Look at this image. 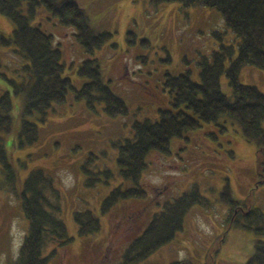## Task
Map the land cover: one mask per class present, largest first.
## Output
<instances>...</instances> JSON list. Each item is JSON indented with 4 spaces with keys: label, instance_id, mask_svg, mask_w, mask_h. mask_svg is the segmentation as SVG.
I'll return each instance as SVG.
<instances>
[{
    "label": "rangeland",
    "instance_id": "obj_1",
    "mask_svg": "<svg viewBox=\"0 0 264 264\" xmlns=\"http://www.w3.org/2000/svg\"><path fill=\"white\" fill-rule=\"evenodd\" d=\"M76 1L96 31L113 34L94 55H88L79 44L73 27L61 26L44 7L37 10L32 23L54 36L66 64L63 76L76 89L86 82L77 73L82 62L98 59L105 82L125 101L128 114L110 118L103 105H97L96 112L88 110L71 92L66 104L52 106L45 123L38 114L28 118L39 128V141L22 145L16 121L22 99L14 95L10 80L26 76L20 72L26 62L12 48H0V97L10 93L15 119L10 131L0 130L4 158L11 168L9 173L0 160V264H12L19 256L29 222L18 195L29 174L38 169L54 180L60 192V217L73 238L49 264H123L131 243L165 204L194 188L199 190L201 202L187 214L182 230L148 259L134 264H246L256 241H264V235L240 227L236 222L243 219L235 220L237 210L223 195L248 210L264 213V184L255 145L233 124L221 132L220 127L203 123L184 138L173 139L170 155L151 153L141 181L146 198L122 200L111 211L102 210L112 191L133 187L120 174L114 144L133 137L135 122L157 121L160 110L172 109L166 74L187 73L200 82L202 60H210L223 46L232 47V60L237 59L240 38L227 27L220 12L204 6L185 8L177 2L157 4L154 0ZM12 31L11 22L0 14V33L8 36ZM129 31L136 33L134 44L127 37ZM230 65L228 59L226 67ZM239 79L264 93V70L245 65ZM221 84L223 93L232 99L226 76ZM85 211L100 219L101 230L82 237L74 215ZM52 251L50 246L44 255Z\"/></svg>",
    "mask_w": 264,
    "mask_h": 264
},
{
    "label": "trees",
    "instance_id": "obj_2",
    "mask_svg": "<svg viewBox=\"0 0 264 264\" xmlns=\"http://www.w3.org/2000/svg\"><path fill=\"white\" fill-rule=\"evenodd\" d=\"M154 2H177L185 8L204 6L217 10L227 27L241 40L239 55L232 60L233 48L223 46L220 51L213 53L210 60L204 58L200 82L194 81L187 73L177 76L166 74L165 87L172 97V109L160 110L157 121L135 122L133 137L114 144L118 149L120 174L133 187L112 191L102 205L104 213L111 211L122 200L145 199L146 191L141 181L149 168V155H170L173 139L184 138L186 134L199 130L203 123L214 124L221 128V132L228 130V124L239 127L244 139L256 147L257 169L260 182L264 184V93L256 86L241 83L239 79L245 65L264 70V0ZM40 7H44L61 26L73 27L77 41L88 55H94L113 36L108 31H96L91 26L88 13L76 0H0V14L13 25L10 35L0 33V48H12L15 55L26 62L20 71L26 76L21 80H10L14 95L22 99L16 119L22 145L39 141V128L28 118L38 114L45 123L52 106L66 104L71 92H74L75 101L86 103L88 110L96 112V106L103 105L104 112L110 118L128 114L125 101L105 82L98 59L87 58L80 65L78 76L86 79L80 89L74 87L70 78L63 76L66 64L54 36L32 23ZM127 37L130 44L136 42V33L133 31H129ZM142 43L149 45L146 40ZM228 59L231 65L226 67ZM223 76H226L232 89V99L222 91ZM12 108L11 95L6 92L0 97V130L10 131L13 127L15 119L11 115ZM4 156L6 153L0 144V160L11 173ZM82 169L89 173L86 167ZM105 174L110 176L111 172L106 171ZM90 183L94 185V181ZM18 197L29 225L19 256L12 264H49L58 250H63L73 241L60 217V192L52 177L38 169L29 174ZM223 199L237 210L235 220L238 217L243 219L236 222L240 227L264 235L263 211L248 210L241 206V202L227 199L226 195H223ZM199 202L201 195L194 188L173 202L166 203L144 232L131 243L123 264L146 260L174 240L176 233L183 228L185 217ZM74 217L80 236L87 237L100 232V219L93 212H77ZM50 246L53 251L45 256L44 252ZM246 264H264V241H256L254 254Z\"/></svg>",
    "mask_w": 264,
    "mask_h": 264
}]
</instances>
